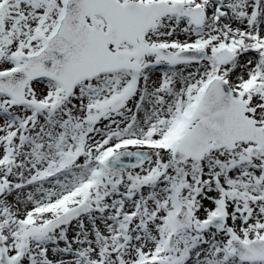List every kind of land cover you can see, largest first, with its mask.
<instances>
[{
	"label": "snow or ice",
	"instance_id": "1",
	"mask_svg": "<svg viewBox=\"0 0 264 264\" xmlns=\"http://www.w3.org/2000/svg\"><path fill=\"white\" fill-rule=\"evenodd\" d=\"M0 264H264V0H0Z\"/></svg>",
	"mask_w": 264,
	"mask_h": 264
}]
</instances>
